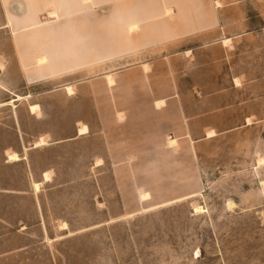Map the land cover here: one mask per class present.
Wrapping results in <instances>:
<instances>
[{
    "label": "rangeland",
    "instance_id": "1",
    "mask_svg": "<svg viewBox=\"0 0 264 264\" xmlns=\"http://www.w3.org/2000/svg\"><path fill=\"white\" fill-rule=\"evenodd\" d=\"M262 183L264 0H0V264H264Z\"/></svg>",
    "mask_w": 264,
    "mask_h": 264
},
{
    "label": "bare ground",
    "instance_id": "2",
    "mask_svg": "<svg viewBox=\"0 0 264 264\" xmlns=\"http://www.w3.org/2000/svg\"><path fill=\"white\" fill-rule=\"evenodd\" d=\"M218 4V3H217ZM58 15V14H57ZM57 15H56V13L55 12H50L49 13V17L50 18H54V17H57ZM135 28H136V26H131L130 27V30L132 31V30H135ZM230 40H228V39H224V44H227L228 42H229ZM38 62L40 63V64H42V63H44L45 62V59L44 58H39L38 59ZM148 65V64H147ZM144 66V65H143ZM145 67H146V65H145ZM147 68V67H146ZM143 69H144V67H143ZM145 70V69H144ZM147 70H149V67H148V69ZM104 80H107L106 82L108 83V85H110V86H112L113 85V83L115 82V81H113V79L111 78V75L110 74H105V79ZM115 80V79H114ZM237 83V82H236ZM66 92H67V94L69 93H72L73 92V88L71 87V86H68V87H66ZM30 96H25V97H21V96H16V100H13V101H19V100H23V99H25V98H29ZM13 101H11L10 102V104L13 102ZM162 104V101H160V102H157V104H156V106L157 107H160V105ZM163 106V105H162ZM38 109V105H32V106H29V110H30V112H31V114H32V112L34 113V111L35 112H37L36 110ZM40 109V108H39ZM38 113V112H37ZM87 129L88 128H86L85 126H81L80 128H78V135H80V136H82V135H85L86 133H87ZM207 138H212V137H215V133L213 132V131H210V132H208L207 133ZM46 143H45V140L43 139V138H40L38 141H36L35 143H34V147H39V146H44ZM167 144H168V146H174L175 144H176V140L175 139H170L168 142H167ZM7 156H8V160L9 161H11V162H15L16 160H18V155H16V154H14V153H8L7 154ZM97 163H99V162H97ZM49 179H50V177H49V174L48 173H45L44 174V180H45V182H48L49 181ZM51 181V180H50ZM262 185H264V183H262ZM33 188L35 189V191H37L38 189H39V183H34V185H33ZM146 195L145 194H143V196H142V199H144V197H145ZM147 197V196H146ZM197 209V208H196ZM200 210V208L199 209H197L196 211H199ZM263 215H264V213H263ZM60 227H61V230H66L67 229V227H66V225H65V223H62L61 225H60Z\"/></svg>",
    "mask_w": 264,
    "mask_h": 264
},
{
    "label": "crops",
    "instance_id": "3",
    "mask_svg": "<svg viewBox=\"0 0 264 264\" xmlns=\"http://www.w3.org/2000/svg\"><path fill=\"white\" fill-rule=\"evenodd\" d=\"M229 40V39H228ZM173 139V138H172ZM45 174V173H44Z\"/></svg>",
    "mask_w": 264,
    "mask_h": 264
}]
</instances>
